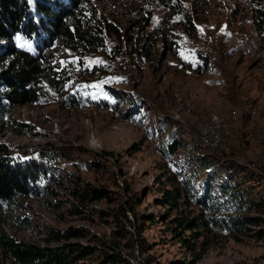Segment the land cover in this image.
<instances>
[{
    "label": "rangeland",
    "instance_id": "obj_1",
    "mask_svg": "<svg viewBox=\"0 0 264 264\" xmlns=\"http://www.w3.org/2000/svg\"><path fill=\"white\" fill-rule=\"evenodd\" d=\"M91 2L82 13L102 30L97 50L16 38L22 50H43L47 72L34 103L10 108L0 86V145L24 163L42 161L47 177L29 196L0 204L1 230L38 246L59 245L53 232H77L70 243L92 250L125 225L127 237L148 245L133 264H183L192 257L171 230L177 213L159 204L163 183L172 173L201 194L212 177L219 199L247 200L253 224L223 234L197 264H264V19L256 28L264 0ZM55 72L66 83L52 89ZM235 110L226 145L201 147L199 126ZM176 141L182 147L170 155ZM91 188L107 198L82 199L78 192ZM121 206L134 212L116 218Z\"/></svg>",
    "mask_w": 264,
    "mask_h": 264
},
{
    "label": "trees",
    "instance_id": "obj_2",
    "mask_svg": "<svg viewBox=\"0 0 264 264\" xmlns=\"http://www.w3.org/2000/svg\"><path fill=\"white\" fill-rule=\"evenodd\" d=\"M91 1L93 0H0L1 99L9 102L10 108L39 100V84L47 72L45 63L48 61V56L41 48L37 54L20 49L16 38L26 35L29 38L38 37L43 43L50 45L58 42L71 48L83 47L86 52L97 50L103 45L102 30L85 22L82 13V7L93 4ZM258 16L261 21H256L257 29L262 26L264 12H258ZM57 73H54L53 78L48 77L52 89L60 88V85L66 83L65 77ZM6 105L0 103V120ZM181 147V142L176 141L169 147L168 153L175 155ZM40 159L45 158L42 156ZM41 162L24 163L18 158L10 157L7 148L0 145V204L29 196L33 192V187L47 177ZM238 166L228 163L226 169L233 174L238 171ZM204 169L209 171V177L214 176L211 163H206ZM212 180L211 177L201 194L191 181L186 178L180 180L178 175L172 173L166 176L163 183L167 189L159 204L168 206L171 213H177L171 221V230L180 238V244L192 257L183 264H197L213 244L221 240L223 234L236 236L251 231L248 226L253 224V219L245 209L247 200H236L235 194L225 200L219 199L212 191ZM193 191L195 193L191 194ZM78 193L84 200L88 196H92L93 200L105 199L108 195L94 188L86 190L84 194ZM128 211L134 212L133 207L121 206L115 217L126 218ZM1 216L0 208V218ZM135 218L138 219L136 215ZM128 223L131 224V221L128 220ZM121 228L108 242L97 239V246L91 250L89 247L70 243L72 239L80 238L77 232H53L51 238L59 245L38 246L6 236L1 230L0 222V264H133L136 253L139 256L146 254L147 242L142 239V235H139L137 241L127 237L125 225ZM143 263V260L138 262Z\"/></svg>",
    "mask_w": 264,
    "mask_h": 264
},
{
    "label": "built area",
    "instance_id": "obj_3",
    "mask_svg": "<svg viewBox=\"0 0 264 264\" xmlns=\"http://www.w3.org/2000/svg\"><path fill=\"white\" fill-rule=\"evenodd\" d=\"M241 115V110L232 112L231 119L213 116L202 123L198 128V140L204 149L214 150L225 144L224 135L228 131L229 122L236 121Z\"/></svg>",
    "mask_w": 264,
    "mask_h": 264
},
{
    "label": "snow or ice",
    "instance_id": "obj_4",
    "mask_svg": "<svg viewBox=\"0 0 264 264\" xmlns=\"http://www.w3.org/2000/svg\"><path fill=\"white\" fill-rule=\"evenodd\" d=\"M185 59H187V57H183ZM84 87H89V85H85ZM91 87H97V85H91Z\"/></svg>",
    "mask_w": 264,
    "mask_h": 264
}]
</instances>
